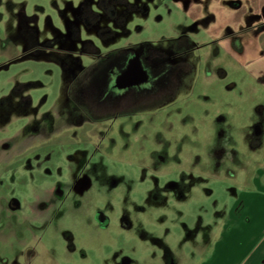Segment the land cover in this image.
<instances>
[{"label": "rangeland", "instance_id": "374dc122", "mask_svg": "<svg viewBox=\"0 0 264 264\" xmlns=\"http://www.w3.org/2000/svg\"><path fill=\"white\" fill-rule=\"evenodd\" d=\"M86 2L101 16L91 32L79 20V38L69 39L67 26ZM101 2L0 0V216L10 199L21 204L0 255L20 264H241L252 231L234 222L235 207L264 162V134L260 147L251 145L264 122V91L225 53L224 39L218 57L210 43L212 34L246 22L252 1L230 14L219 9L212 30L191 19L210 0H110L113 17ZM186 30L198 47L182 57L192 70L181 72L171 96L128 114L97 117L88 108L83 96L96 59L84 42L100 56L130 47L147 55L140 51L171 50ZM57 188L66 200L37 223L36 200ZM97 210L111 219L107 229L90 225ZM231 227L229 260L211 263Z\"/></svg>", "mask_w": 264, "mask_h": 264}, {"label": "flooded vegetation", "instance_id": "af4514ba", "mask_svg": "<svg viewBox=\"0 0 264 264\" xmlns=\"http://www.w3.org/2000/svg\"><path fill=\"white\" fill-rule=\"evenodd\" d=\"M109 1L110 0H102L101 6L105 9L104 11L110 10L107 6ZM112 12V10L108 12L110 17L114 16ZM76 14L78 17L67 26L69 39L79 38V20L83 21L84 25L85 22H87V25H85L86 30L91 32L92 26L94 25L93 22L101 16L100 14L93 12L89 2L83 3L81 9ZM214 20V17L208 16L195 22L197 25H203L206 26V28H209ZM245 24V27L239 30H235L233 27L228 26L222 31L221 36L211 39L212 41L210 44L212 46V55L218 57L220 54L221 48L217 45V40L220 38L224 40L228 38L231 39L232 46L237 50L241 49L245 39H257L259 35L264 32V15L251 14L247 18ZM97 31L100 34L109 32L108 29H99ZM189 34L190 31L186 30L183 31L180 36L171 39L174 46L169 51L153 48L140 51H149L147 55L139 54L134 47H130L128 49L114 50L107 56H100L92 41L87 40L84 42V48L90 47L91 52L95 53L93 56L96 59L88 73V81L83 96V100L87 101L88 108H90L97 117L128 114L138 107L157 101L165 96H171L181 84V81L179 80L181 72L188 73L192 70L190 62L185 60V58H182L188 52L193 51L195 47H198L196 43H191ZM137 56L147 74V79L138 84L120 87L118 85L119 77L128 70L131 61ZM208 67L211 68L209 62H207V69ZM80 69L84 71L86 70V67H81L80 65ZM225 74L223 68L219 69V76L224 77ZM82 105L84 106V104ZM262 111L264 114V107H262ZM253 132L251 145L253 148H256L260 146L264 134V122L262 124H256ZM219 169L223 170V166L217 167L214 171ZM230 172L232 173L233 171ZM81 183L82 181L79 180L78 184L81 185ZM88 184V180L84 181L82 187L84 188V186H87ZM170 185L171 186H169L168 189L170 188L174 190L177 187L175 184ZM57 200H66V197L58 188L54 191L51 190L46 197L38 198L33 206L35 215L34 220L37 223L48 221L51 217V212L56 206ZM77 204L80 206L81 203L77 202ZM20 209V202L14 198L10 199L2 207L0 218H5V221L0 220L1 247H3V245L7 248L9 247L8 240L13 234L16 217L15 214ZM8 214L11 215V217H8ZM89 223L93 227L104 230L110 226L111 219L105 212L97 210L93 217L89 219ZM129 224L130 223L123 221L121 222V228L130 229L131 225ZM63 235L66 239L68 251L74 252L76 250V238L72 234V231L67 228ZM21 244L26 247L25 242L22 241ZM27 250L29 251L30 260L35 258V250H33V248H28ZM167 263L174 264L172 260H169V262L167 261ZM0 264L20 263L17 259L11 263L5 255H0ZM122 264H131V261L128 258H124Z\"/></svg>", "mask_w": 264, "mask_h": 264}, {"label": "crops", "instance_id": "0c3cea01", "mask_svg": "<svg viewBox=\"0 0 264 264\" xmlns=\"http://www.w3.org/2000/svg\"><path fill=\"white\" fill-rule=\"evenodd\" d=\"M250 2V6H252V12L250 14L264 15V0H250ZM245 3H249V0H210L208 4L209 7L202 5L200 10L192 13L191 19L197 21L208 16H212L216 19L217 17L219 18V12H217L219 9L230 14L234 10L241 8ZM245 25V22L240 21L232 27L235 30H239L244 28ZM213 26H215L214 23L210 25L209 29L212 30L211 27ZM222 31L223 30L218 34H212L211 39L221 36ZM221 50H223V48H221ZM224 50L225 53L229 55L252 80L257 82L264 91V32L261 33L257 39H245L240 50L234 48L231 39L228 38L225 40ZM226 75L227 73L225 76ZM259 106L264 107V103H260ZM246 184L249 186V190L243 191L240 195L238 204L235 207L238 217L234 221L240 227H248L249 230L252 231L250 234L244 236L245 239L249 238L247 239L248 242L252 243L248 247L251 250L249 249L250 251L248 250V254H245L246 256L243 257L244 260L242 259L243 261L241 264H250V260L253 261L254 257H256L254 261H256L257 264H264V162L257 165V171L250 176ZM231 228L230 231L224 230L221 234L220 239L216 243L215 251L210 259L211 263L213 261L220 262L223 259L229 260L225 249L235 231V227ZM247 245H249V243H247Z\"/></svg>", "mask_w": 264, "mask_h": 264}, {"label": "water", "instance_id": "95a60500", "mask_svg": "<svg viewBox=\"0 0 264 264\" xmlns=\"http://www.w3.org/2000/svg\"><path fill=\"white\" fill-rule=\"evenodd\" d=\"M147 79V74L141 65V61L137 56L130 63L128 70L123 73L118 79L120 87L131 86L144 82Z\"/></svg>", "mask_w": 264, "mask_h": 264}]
</instances>
